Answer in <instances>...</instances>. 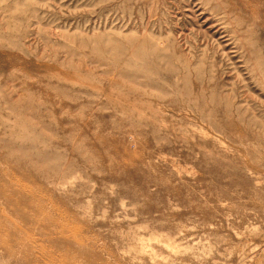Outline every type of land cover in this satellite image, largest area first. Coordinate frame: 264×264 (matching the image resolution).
<instances>
[{"label":"rangeland","instance_id":"374dc122","mask_svg":"<svg viewBox=\"0 0 264 264\" xmlns=\"http://www.w3.org/2000/svg\"><path fill=\"white\" fill-rule=\"evenodd\" d=\"M0 264H264V0H0Z\"/></svg>","mask_w":264,"mask_h":264},{"label":"bare ground","instance_id":"6f19581e","mask_svg":"<svg viewBox=\"0 0 264 264\" xmlns=\"http://www.w3.org/2000/svg\"><path fill=\"white\" fill-rule=\"evenodd\" d=\"M195 74V73H194ZM204 74V73H203ZM198 77V76H197ZM199 78V77H198Z\"/></svg>","mask_w":264,"mask_h":264}]
</instances>
